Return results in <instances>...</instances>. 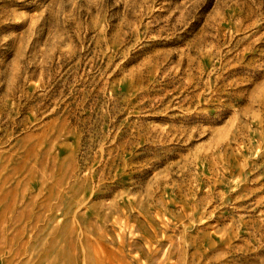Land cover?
Instances as JSON below:
<instances>
[{"label": "rangeland", "instance_id": "rangeland-1", "mask_svg": "<svg viewBox=\"0 0 264 264\" xmlns=\"http://www.w3.org/2000/svg\"><path fill=\"white\" fill-rule=\"evenodd\" d=\"M0 264H264V0H0Z\"/></svg>", "mask_w": 264, "mask_h": 264}]
</instances>
